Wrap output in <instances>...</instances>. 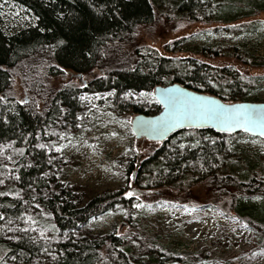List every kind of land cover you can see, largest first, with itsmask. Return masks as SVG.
I'll use <instances>...</instances> for the list:
<instances>
[{
    "label": "trees",
    "instance_id": "16d2710c",
    "mask_svg": "<svg viewBox=\"0 0 264 264\" xmlns=\"http://www.w3.org/2000/svg\"><path fill=\"white\" fill-rule=\"evenodd\" d=\"M5 2L23 7L32 22L9 32L0 25V144L17 147L6 170L23 191L22 199L1 195L0 214L24 204L47 211L56 231L65 235L53 241L52 264H142L130 254L124 235L103 240L73 235L89 219L126 201L121 191L80 205L62 189L41 195L47 184L35 176L45 164L33 144L62 115L75 118L82 89L113 91V107L128 115L160 109L157 103L143 109L132 93L172 82L225 102L248 101L250 92L264 87V73L255 72L264 69V56L250 55L243 43L227 44L218 35L256 33L264 20V0H0ZM160 21L174 30L206 25L215 38L193 48L179 46L176 38L164 43L163 53L140 44L138 28ZM66 72L87 77L85 86ZM15 85L23 87L27 101L17 96ZM247 135L181 128L131 158L126 169L141 189L186 192L204 185L209 202L244 221L264 247V138L262 150L252 153L237 142ZM0 246L3 256L25 261L38 247L27 238L0 241Z\"/></svg>",
    "mask_w": 264,
    "mask_h": 264
},
{
    "label": "rangeland",
    "instance_id": "374dc122",
    "mask_svg": "<svg viewBox=\"0 0 264 264\" xmlns=\"http://www.w3.org/2000/svg\"><path fill=\"white\" fill-rule=\"evenodd\" d=\"M31 22V15L23 7L8 2L0 4V25L4 30L9 32ZM218 36L227 39V44L243 43L250 55L264 56V20L256 33L234 38L229 34ZM207 37L213 40L215 34L201 24L174 30L160 21L137 30L140 44L161 53L164 43L173 39H180L181 47L193 48L205 43ZM255 72L263 74L264 69ZM66 76L75 79L81 88L87 81V77L71 72H66ZM15 90L20 99L27 101L21 85H15ZM132 98L143 109L153 108L152 104L157 103L153 90L132 93ZM246 99L264 102V87L250 92ZM113 100L111 90L82 89L75 118L62 115L33 144L39 160L45 164L35 176L47 184L41 195L59 193L62 189L80 205L95 195L120 190L126 199L89 219L73 235L96 240L111 234L124 235L130 254L142 264H264V247L260 246L258 235L244 221L211 204L210 192L204 185L197 184L181 192L164 187L146 190L133 183L126 169L127 161L134 156L140 158L156 142L137 138L131 129V120L137 113L117 112ZM158 111L153 109L150 114ZM237 142L252 153L263 147L261 138L251 135ZM17 152L12 143L0 144V196L22 199V189L9 179L6 170V163ZM24 238L38 245L33 255L26 261L16 255L3 256L5 248L0 246V264H52L53 241L65 235L56 231L52 218L40 205L24 204L15 212L0 214V241L11 243Z\"/></svg>",
    "mask_w": 264,
    "mask_h": 264
},
{
    "label": "water",
    "instance_id": "95a60500",
    "mask_svg": "<svg viewBox=\"0 0 264 264\" xmlns=\"http://www.w3.org/2000/svg\"><path fill=\"white\" fill-rule=\"evenodd\" d=\"M153 95L160 106L159 111L153 115L137 113L131 120V129L137 138L163 141L181 128H211L226 133L242 131L264 138V102L228 103L216 95L196 91L177 82L155 86ZM238 105L245 106L239 111L254 115L256 122L237 120Z\"/></svg>",
    "mask_w": 264,
    "mask_h": 264
},
{
    "label": "snow or ice",
    "instance_id": "6c2138e0",
    "mask_svg": "<svg viewBox=\"0 0 264 264\" xmlns=\"http://www.w3.org/2000/svg\"><path fill=\"white\" fill-rule=\"evenodd\" d=\"M198 99H203V98H198ZM245 106L243 105H238L236 106V111H237V120H244L246 123H255L256 122V117L252 114H249L247 112L241 113L239 110L243 109Z\"/></svg>",
    "mask_w": 264,
    "mask_h": 264
}]
</instances>
